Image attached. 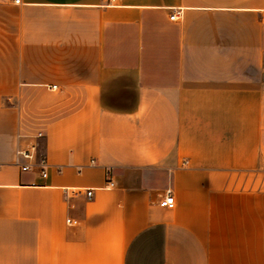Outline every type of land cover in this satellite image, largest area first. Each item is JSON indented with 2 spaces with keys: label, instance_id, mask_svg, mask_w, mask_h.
<instances>
[{
  "label": "crops",
  "instance_id": "1",
  "mask_svg": "<svg viewBox=\"0 0 264 264\" xmlns=\"http://www.w3.org/2000/svg\"><path fill=\"white\" fill-rule=\"evenodd\" d=\"M0 264H264V0H0Z\"/></svg>",
  "mask_w": 264,
  "mask_h": 264
},
{
  "label": "built area",
  "instance_id": "2",
  "mask_svg": "<svg viewBox=\"0 0 264 264\" xmlns=\"http://www.w3.org/2000/svg\"><path fill=\"white\" fill-rule=\"evenodd\" d=\"M15 3L19 4L20 0H15ZM180 10H174L170 16L171 20H177L180 16ZM49 89L56 90L57 86H49ZM45 137L42 131L37 132L36 134L30 137V141L20 145L18 142L16 150H15V159L16 164L21 167L22 172L37 170L41 173L42 177H47V168L48 162L45 156L40 153V141ZM21 136L18 135V139ZM115 182L112 179L111 171L107 172V188H114ZM92 191H87V196H92ZM173 192L171 189L166 191V194L161 201L160 205L162 207H168L173 204ZM70 223V221H68Z\"/></svg>",
  "mask_w": 264,
  "mask_h": 264
}]
</instances>
